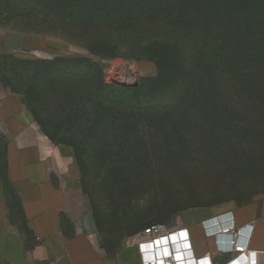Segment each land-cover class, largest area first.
Returning <instances> with one entry per match:
<instances>
[{
    "label": "rangeland",
    "instance_id": "rangeland-1",
    "mask_svg": "<svg viewBox=\"0 0 264 264\" xmlns=\"http://www.w3.org/2000/svg\"><path fill=\"white\" fill-rule=\"evenodd\" d=\"M67 1L0 0V29H18L62 42L57 32L61 27L54 24L58 11H185L192 7L183 3L186 0H178L183 4L179 6L169 4L172 0H98L97 4L79 8ZM192 3H198L203 11H238L245 73L228 81V92L220 103L212 90L196 93V81L188 90L195 110L216 106L234 112L235 119L206 126L203 121H194L191 126L183 121H118L111 124L107 139L99 138V129L94 135L88 130L93 123L81 122L80 127L86 128L64 129L58 136L64 144H79L87 177L78 186L88 207L96 212L98 245L104 252L115 254L132 244L151 224L174 227L190 223L195 208L228 202L239 205L264 198V0ZM159 27L156 22L131 26L114 38L117 50L109 59L94 58L104 65L113 62L130 79L135 76L132 85L137 84L133 87L142 91L121 96L123 102L145 107L183 101L186 95V87L180 92L174 83L191 75V68L183 74L172 64L171 60L179 61L180 55L174 53V57ZM77 45H70L67 53H31L2 59L0 97L19 100L31 110L40 130V121L48 127L60 124L62 118L55 112L68 109L77 94L50 71L49 63L62 55L88 54L83 44ZM156 61L161 62V69ZM143 62H152L156 69H143ZM106 69L104 76L112 78L114 73L107 74ZM113 83L121 86L117 79ZM239 115L243 119L237 118ZM1 139L3 176L6 149Z\"/></svg>",
    "mask_w": 264,
    "mask_h": 264
},
{
    "label": "crops",
    "instance_id": "crops-1",
    "mask_svg": "<svg viewBox=\"0 0 264 264\" xmlns=\"http://www.w3.org/2000/svg\"><path fill=\"white\" fill-rule=\"evenodd\" d=\"M64 40L50 41L18 29H0V61L5 57L70 52ZM154 70L152 62L141 63ZM0 138L6 165L0 176V264H142L130 244L115 254L98 245L97 223L78 186L81 170L70 145L54 144L19 100L0 97ZM1 139V140H2ZM232 212L236 228L254 225L247 249L251 264H264V198L245 205L232 202L195 208L188 228L196 258L208 255L226 264L203 222ZM226 240V239H225ZM242 264V263H241Z\"/></svg>",
    "mask_w": 264,
    "mask_h": 264
},
{
    "label": "trees",
    "instance_id": "trees-1",
    "mask_svg": "<svg viewBox=\"0 0 264 264\" xmlns=\"http://www.w3.org/2000/svg\"><path fill=\"white\" fill-rule=\"evenodd\" d=\"M190 1L183 2L193 7L185 11H58L57 23L54 24L61 27L57 30L61 34V39L68 45L83 44L88 54L76 57L62 55L49 63L50 71L56 73L59 79H63L66 88L72 94L75 91L77 96L70 101L68 109H59V112H55L62 118L60 124L48 127L43 122H38L42 132L54 144L59 145L64 144L58 137L64 129L86 128L80 127L81 122L93 123L91 124L93 127H87L88 130L94 135L95 130L99 129L101 131L97 133L99 138L107 139L110 137L111 124L118 121L125 123L183 121L190 126L194 121H203L206 126L218 121L235 119L234 112L216 106L208 105L195 110L188 90L190 83L196 81L199 85L196 93H200L201 90L213 91L219 97L218 103H220L224 101L228 92V81L236 74L245 73L243 66L245 53L240 42L238 11H203L199 9L198 3L190 4ZM61 2L66 3L65 0ZM67 3L79 8L99 2L98 0H70ZM169 4L183 5L178 0H172ZM147 22L159 23L158 32L164 34L169 50L173 55L174 53L180 55V59L186 58L184 61L175 59V62L170 59L172 64L178 69L181 68L183 74L191 68V75L180 77L181 79L174 83L180 88V92L186 87L183 101L155 103L145 107L137 103L123 102L120 99L121 96L127 93H139L142 88L119 86L107 81L104 70L108 65L94 59H109V56L117 50L113 43L115 37L125 34L131 26L136 27ZM180 50L182 53L177 52ZM183 51L188 52L184 54ZM156 62L161 69V62ZM53 93L55 96L59 95V92ZM68 97L69 92L66 99ZM237 118L242 117L239 115ZM64 145L74 147L75 159L81 170L80 181L85 180L87 175L84 163L81 161L82 153L79 144L75 142ZM91 210L98 226L96 212L94 209Z\"/></svg>",
    "mask_w": 264,
    "mask_h": 264
},
{
    "label": "built area",
    "instance_id": "built-area-1",
    "mask_svg": "<svg viewBox=\"0 0 264 264\" xmlns=\"http://www.w3.org/2000/svg\"><path fill=\"white\" fill-rule=\"evenodd\" d=\"M114 73L112 78L120 83L133 84L136 78H129L122 73L114 63L108 64L107 74ZM130 81V82H129ZM207 238H214L221 253L231 254L226 264H251L253 254L247 246L252 237L254 225L236 228L232 212L224 213L203 222ZM226 239V240H225ZM140 250L142 264H213L208 255L196 258L191 237L185 224L168 227L165 224L155 223L146 227L132 242Z\"/></svg>",
    "mask_w": 264,
    "mask_h": 264
},
{
    "label": "water",
    "instance_id": "water-1",
    "mask_svg": "<svg viewBox=\"0 0 264 264\" xmlns=\"http://www.w3.org/2000/svg\"><path fill=\"white\" fill-rule=\"evenodd\" d=\"M121 86H136L137 84H134V85H128V84H125V83H119Z\"/></svg>",
    "mask_w": 264,
    "mask_h": 264
}]
</instances>
